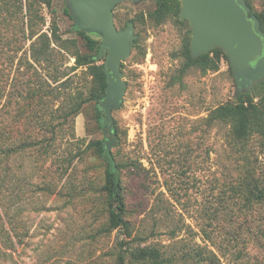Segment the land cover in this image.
<instances>
[{
	"label": "rangeland",
	"instance_id": "1",
	"mask_svg": "<svg viewBox=\"0 0 264 264\" xmlns=\"http://www.w3.org/2000/svg\"><path fill=\"white\" fill-rule=\"evenodd\" d=\"M20 1L0 25V264H119L120 240L158 253L127 264H264V125L239 141L232 120L211 119L236 99L230 61L182 72L188 21L155 22L154 0L115 6L117 28L133 21L137 36L112 113L127 237L109 227L107 165L91 145L105 140L99 105L75 114L93 78L76 67V52L88 51L65 15L69 0ZM54 23L61 40L39 65L31 44Z\"/></svg>",
	"mask_w": 264,
	"mask_h": 264
},
{
	"label": "water",
	"instance_id": "2",
	"mask_svg": "<svg viewBox=\"0 0 264 264\" xmlns=\"http://www.w3.org/2000/svg\"><path fill=\"white\" fill-rule=\"evenodd\" d=\"M123 0H69L70 11L80 31L101 36L99 59H104L107 94L101 104L104 122V148L111 152L118 140L113 111L124 100L127 84L121 66L136 41L135 25L128 22L119 30L114 8ZM180 20L192 29L190 49L198 58L215 49L228 57L238 91L248 93L264 80V31L247 0H180Z\"/></svg>",
	"mask_w": 264,
	"mask_h": 264
},
{
	"label": "trees",
	"instance_id": "3",
	"mask_svg": "<svg viewBox=\"0 0 264 264\" xmlns=\"http://www.w3.org/2000/svg\"><path fill=\"white\" fill-rule=\"evenodd\" d=\"M34 1L46 4L51 3L50 0ZM154 1L156 8L151 13V17L155 22L160 23L167 17H175L177 20L180 18V0ZM10 2H15L16 7L20 8L21 6L20 0H0V4H2V6H0V25L2 24L1 22L5 20V17L2 14H4L6 10L7 15L14 16L15 13L17 14V12L7 9V7H11ZM253 14L258 17L262 30L264 31V9L261 12ZM65 15L71 20L74 19L70 9L68 8L65 10ZM75 32L82 38L84 47L88 51V54L76 52L74 56L76 58V67L87 68L89 75L93 78V89L90 92V96L87 100H82L81 103L77 105L75 114L80 112L86 102H95L99 105L98 120L104 130L105 119L101 104L107 94L108 83L107 74L104 70V59L98 58L101 41L95 37V34L80 31L76 25ZM191 37L192 31H189V38L186 40L184 46V56L186 62L182 68V72H185L192 67H198L204 73L216 72L221 68L223 61L229 62L228 57L220 49H215L208 54L194 58L190 49ZM60 40L61 36L59 34V27L56 23H54L53 28L51 29V36L43 33L31 44V51L33 52L35 62L42 65L45 64L46 61H49L51 57L50 50L52 43ZM1 91L2 88L0 85V94ZM211 119L232 120L235 123L234 133L236 139L239 141L246 140L254 129H258L264 125V84L256 86L254 92L241 93L240 91H237L236 99L234 101L223 103L212 111ZM1 141L2 139L0 136V142ZM103 143L104 141L101 140L96 141L91 145L96 149L97 153L103 158L107 165L104 190L106 191L108 197L109 227L114 231L117 230L119 232H124L127 237H130V227L124 218L125 203L122 191V167L116 162L112 153L104 148ZM30 145L31 144L24 143L21 146L23 148H27ZM128 245L129 242L127 240H120L118 243V247L120 249L118 257L119 264H127L129 260L143 262L150 257L157 260L158 253L155 251L138 250L131 252V250L126 249Z\"/></svg>",
	"mask_w": 264,
	"mask_h": 264
}]
</instances>
